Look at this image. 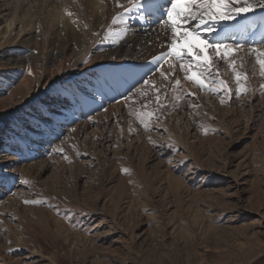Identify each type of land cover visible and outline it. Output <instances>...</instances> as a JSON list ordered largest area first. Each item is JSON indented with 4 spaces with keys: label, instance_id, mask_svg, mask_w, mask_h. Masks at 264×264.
Wrapping results in <instances>:
<instances>
[{
    "label": "rangeland",
    "instance_id": "374dc122",
    "mask_svg": "<svg viewBox=\"0 0 264 264\" xmlns=\"http://www.w3.org/2000/svg\"><path fill=\"white\" fill-rule=\"evenodd\" d=\"M19 7L8 47H20L14 49L15 54L25 58L27 67L35 63L39 70L25 67L20 71L16 65L6 64L7 56L0 57V101H12L4 116V109L0 110V141L6 142L0 148L8 145L11 150L0 149V159L18 155L19 162H26L27 171L20 168L11 182L17 183L23 176L31 184L17 187L13 203L0 199V264H264V95L259 92L264 79L258 75L251 78L254 91L239 98L224 97V104L220 96L199 94L193 88L201 105L199 109H184L189 112L187 126L171 118L182 114L180 102L179 108L152 125L158 131L145 132L125 112L126 106L106 127L103 121L108 115L103 114H109V105L122 101L148 71L119 98L103 88L107 67L89 68L95 69L92 88L104 90L103 95L109 98H92L91 107L98 103L101 109L82 116L81 112L68 111L66 96L60 92L70 72L76 79L74 85L86 83L75 75L76 54L60 71L66 77L56 81L59 94L48 84L44 93L36 95L34 91L25 101L18 93L24 78L34 84L35 78L49 71L46 64L50 56L61 51L56 27L70 22L77 33L83 27L77 25L76 30L74 15L66 14V10L74 14L66 0H29ZM263 12L257 15L264 16ZM258 22L257 18V27ZM4 24H0L1 32ZM20 28L32 38L20 42ZM248 34L239 42H252ZM155 55L150 54V58ZM85 61L82 67L89 62V55ZM253 63L252 57H246L250 77ZM112 84V91H117L116 83ZM71 101H67L70 106L76 100ZM58 111L77 123L89 121L90 132L73 134V141H68L66 133L76 123L69 121L61 123L57 134L50 133L53 138H46L47 125L53 124L48 115ZM20 114L24 121L17 123ZM96 114L100 116L94 123ZM129 121L137 133L129 134ZM200 125L210 129L207 134ZM100 134L112 140L104 141ZM149 136L156 147L149 143ZM18 137L29 143L28 151L34 145L33 157L24 159ZM61 141L70 162L62 155H49ZM8 164L0 165V173L10 179L13 169ZM124 168L130 172L124 173ZM25 199L43 203L26 205Z\"/></svg>",
    "mask_w": 264,
    "mask_h": 264
},
{
    "label": "snow or ice",
    "instance_id": "6c2138e0",
    "mask_svg": "<svg viewBox=\"0 0 264 264\" xmlns=\"http://www.w3.org/2000/svg\"><path fill=\"white\" fill-rule=\"evenodd\" d=\"M114 6L122 12L112 17L111 24L119 22L122 29L109 32L113 44H120L129 34L131 29L126 14L132 12H138V21L148 25L146 32H155L158 39L164 36L161 43L164 51L152 57L148 62V72L141 78L139 86L123 97L129 116L145 132L158 131L152 125L159 123L166 113L179 108L182 101H188V106L193 109L200 107L199 103L191 102L193 97L198 100V93L190 92L185 84L198 89L199 94L220 96V103L224 104V97L239 98L254 91L250 88L251 78L258 75L264 79V39L229 43L225 37L233 21L246 18L257 10L264 11V0H127L126 4L114 0ZM66 14L73 15L67 10ZM246 57L254 59L251 77ZM157 74L158 79H155ZM259 92L264 95V83L260 85ZM200 127L205 134L210 130L204 125ZM127 130L129 134L137 133L131 121ZM75 131L72 129V132ZM148 139L153 147L157 146L151 136ZM63 143L61 141L52 148L49 155L59 154L70 162ZM167 146L174 149L172 144ZM72 147L76 148L75 145ZM76 154L79 156V151ZM122 171L130 172L128 168ZM20 183L27 186L31 181L22 178ZM23 203L38 205L43 201L25 199Z\"/></svg>",
    "mask_w": 264,
    "mask_h": 264
},
{
    "label": "bare ground",
    "instance_id": "6f19581e",
    "mask_svg": "<svg viewBox=\"0 0 264 264\" xmlns=\"http://www.w3.org/2000/svg\"><path fill=\"white\" fill-rule=\"evenodd\" d=\"M3 2L1 4L0 8V24L5 22L4 24V31H0V57L7 56V65L13 66L16 65V69L22 70L25 67H27V62L24 57H19L17 54H15L14 49H19L20 47H8L9 45V39L11 35L13 34V25L15 23V19L17 17V10L21 9L19 7V3L22 4L28 3L29 0H0ZM11 1V2H10ZM68 1V4L71 5L70 10L74 12V24L75 28L77 30V25L80 27H83L81 29L82 32H75L73 31V27H70L69 23H64V27L60 28L61 26H57L56 29L59 31V42H62L61 45V51L59 54L56 53V55L50 56V59L48 60L46 66H50V69L48 72L42 75H38L39 77L35 78L34 84H32V80H27V78H24V82L20 85V89L18 90L19 95L26 101L30 99V96L32 92L35 91L36 95L44 93L43 91L47 88L48 84H52L51 86L57 87V79L62 78L65 79L66 74L61 73L60 71L67 65V62L69 58L72 55L77 54V60L74 65V71L77 72L75 75L80 79H86V83L83 85H74V82H76L72 77L73 73L70 72L68 77L69 78L66 83L65 87L60 90L62 94L66 96L67 101L68 100H76L71 106L66 101L64 104L67 105V109L73 111L74 113L78 112L80 115H85L88 112L95 111L97 109H101V106L97 103L94 108H92L94 105V101L92 98L96 99L102 96L103 94H106L105 92L96 91L95 88H92V85L94 83L93 77L91 76L94 70H89V68L97 66V65H103L107 68L103 70L105 78L104 85L106 84V87L103 86V88L107 89V93L110 94V91L112 93H115L117 97L121 94L123 90H127L128 87L131 90L132 87L130 85L134 84L136 80L143 74L144 72H147L146 68L148 69L149 65L148 62L152 59L150 58V54H159L161 51H164V49L161 47V43L164 40V36L161 35L158 39L155 32H146L145 29L148 28L147 24H143L142 21H138L137 17L139 15L138 12H132L126 14L128 19V24L130 25V32L126 36V38L120 43V44H113L112 43V37L109 35L110 31L117 32L122 29V25L118 22L116 25L111 24V19L114 15L121 13L122 9L114 6V0H66ZM121 3L126 4L127 0H120ZM55 8V6H54ZM53 9V8H52ZM261 12V10H257L255 13H250L246 18L241 17L238 18L237 21H233L232 25L229 28V31L225 33V37L227 39V42H236L240 41L243 34H248L246 31H249L250 41H261V38L259 37L260 31H262V26H264V16L257 15V13ZM263 12V11H262ZM264 13V12H263ZM56 15V14H54ZM257 18L259 20L260 26L257 27ZM85 25H87L88 29H85ZM93 28L95 30L93 31ZM21 34L19 41L23 42L25 40H28L32 38L31 35H27V31L23 29H19L18 35ZM94 32H96V36L94 38ZM69 34H72V37L69 38ZM263 34V33H262ZM102 37H104L102 39ZM231 37H233L231 39ZM92 41V42H90ZM78 49V50H76ZM21 50V48H20ZM89 55V62L85 66H81V64L85 61V57ZM146 55V56H145ZM91 59V61H90ZM145 60V61H144ZM56 65L55 68L52 66ZM166 67V66H165ZM31 70H39L38 65L34 63L33 67H27ZM144 68V69H143ZM103 69V68H102ZM93 71V72H92ZM4 74V73H3ZM19 74V72H18ZM95 74V73H94ZM103 75V74H102ZM139 75V76H138ZM20 76V75H19ZM103 77V76H102ZM110 77V78H109ZM158 78V75L156 76ZM76 78V77H74ZM99 79L98 77H96ZM94 78V79H96ZM142 78V77H141ZM79 79V80H80ZM110 79V80H109ZM27 80V81H25ZM113 80V81H112ZM100 81V80H99ZM102 81V80H101ZM112 81V82H110ZM58 82V81H57ZM97 82V81H96ZM110 82V83H109ZM116 83V87L118 89H114L117 91H112V87L114 86L112 83ZM79 83V82H78ZM98 85V84H97ZM103 85V84H102ZM112 85V86H111ZM124 86V87H123ZM59 87V86H58ZM53 89L54 93H58V88ZM96 87V86H95ZM131 87V88H130ZM185 87L189 89L190 92H196L193 91L192 87H190L188 84H185ZM190 87V88H189ZM93 90V94H90ZM192 90V91H191ZM89 91V92H88ZM97 92V93H96ZM55 93V94H56ZM92 93V92H91ZM59 94V93H58ZM199 95V94H198ZM107 98V95H103ZM103 97V98H104ZM110 97H113L112 95ZM76 98V99H74ZM109 98V97H108ZM107 98V99H108ZM120 98V97H119ZM74 99V100H73ZM106 99V101H107ZM111 100V99H110ZM192 103H199L201 105L200 98L193 97L191 100ZM12 103L11 98H4L0 101V105H2L4 108L0 107L1 109H4L3 116L5 113L9 112L11 110V107H7L6 105ZM105 102H102V105ZM189 102L188 101H182L180 111H183L182 114H173L171 118H177V124L178 122L183 124V126H187V111H184V109H187ZM92 106V107H91ZM109 114L104 113L103 115H108L104 117V126L107 127L110 123H114L117 119L115 118L117 114H119L125 107L123 100L121 103H113L109 105ZM70 107V108H69ZM124 107V108H123ZM10 108V109H8ZM127 108V107H126ZM61 109V108H60ZM65 107H62L61 110H64ZM199 109V108H198ZM125 112H128V109L125 110ZM64 112L58 111L56 114H49L48 116H52L53 120V126L52 125H46L47 127V134L43 132L46 135V138H53V134H57V128L60 130L61 123H68L69 121H72V118L64 117ZM21 117H18V122L20 123L24 121L22 114H20ZM2 116V117H3ZM66 116V115H65ZM100 116L99 114H96L92 118V122L96 123V117ZM77 117V116H75ZM75 119V118H73ZM16 120V119H15ZM33 120V119H32ZM31 120V121H32ZM77 120V119H75ZM73 120L72 122H74ZM79 121V120H78ZM1 119H0V130L3 128L1 125ZM29 122V121H28ZM33 122V121H32ZM31 122V123H32ZM42 122V121H41ZM44 122V121H43ZM76 122V121H75ZM89 122V121H88ZM87 121L82 123H75V125L69 129L66 133V138L68 141L72 142L74 137L78 135V133L88 134L90 131H88L89 127H91V124ZM91 122V123H92ZM52 123V122H51ZM43 124V123H41ZM103 124V123H102ZM42 126V125H41ZM42 128V127H41ZM46 128V127H45ZM44 128V131H45ZM72 129H76L75 132H72ZM62 130V129H61ZM60 130V131H61ZM54 132L51 136L50 133ZM31 133V132H30ZM59 133V132H58ZM36 134V133H35ZM73 134L74 137H73ZM50 135V136H49ZM102 135V140L105 141L107 138V141L112 140L111 138ZM39 136V135H37ZM26 137V136H25ZM31 137V136H30ZM34 139L37 137L32 135ZM19 138V137H18ZM27 138V137H26ZM10 141V140H9ZM12 141V140H11ZM50 142V141H49ZM6 144L4 141H0V144ZM17 143L19 147L22 149L23 157L24 159H29L34 156L35 147L32 146V150L28 151L26 149V146H28L27 141H23V139L19 138L17 139ZM34 143V142H32ZM35 144V143H34ZM4 151H11L9 149L8 145H5V148H0ZM18 156V155H17ZM12 157L6 155V157H9L8 159H0V165L8 164L12 169L13 173L11 174L12 177L7 178L9 176L3 175L0 173V199L3 198L2 201H8L12 202L14 199L13 193H16L17 187H23L26 185H22L20 183V179L25 178L23 176H20L18 180V185L15 182L13 184L11 181L15 177L13 176L14 173L17 171H20V168L22 171H27V164L19 162L20 159L18 157ZM23 159V160H24ZM8 160L10 162H8ZM11 169V170H12ZM47 168L43 169V172ZM23 172V174H24ZM15 180V179H14ZM17 180V179H16ZM16 187V188H15ZM29 187V186H28ZM14 188V189H13ZM13 189L14 192L11 190ZM12 191V193H10ZM1 202V200H0ZM13 203V202H12ZM6 214V213H5ZM1 217V215H0ZM13 234V231L11 232ZM14 235V234H13ZM26 240V239H25Z\"/></svg>",
    "mask_w": 264,
    "mask_h": 264
}]
</instances>
